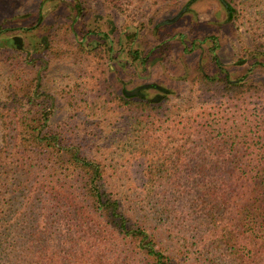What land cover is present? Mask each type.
<instances>
[{
	"label": "trees",
	"instance_id": "1",
	"mask_svg": "<svg viewBox=\"0 0 264 264\" xmlns=\"http://www.w3.org/2000/svg\"><path fill=\"white\" fill-rule=\"evenodd\" d=\"M191 86L155 104L101 62L61 123L38 83L0 98V264H264V87L199 69Z\"/></svg>",
	"mask_w": 264,
	"mask_h": 264
},
{
	"label": "rangeland",
	"instance_id": "2",
	"mask_svg": "<svg viewBox=\"0 0 264 264\" xmlns=\"http://www.w3.org/2000/svg\"><path fill=\"white\" fill-rule=\"evenodd\" d=\"M78 3L77 17L73 0H0V98L13 91L23 96L38 83L39 93L55 99L53 121L61 123L72 112L69 97L77 96L63 92L71 91L101 62L108 84L118 94L124 88L130 92L137 85L156 83L168 90L164 99L175 101L191 92L198 69L218 78L225 75L220 67L231 80L264 87V2L241 1L242 6L236 9L245 12L230 22L218 0H196L189 10L186 0ZM69 25L73 30H68ZM56 29L63 32L60 39L55 36ZM98 32L105 37H98ZM134 33L136 36L129 37ZM14 36L23 39L24 51L12 47ZM79 42H84L83 48ZM134 50L148 56L147 62L132 61L129 51ZM84 91H89L87 82ZM121 161L114 156L110 163L119 168Z\"/></svg>",
	"mask_w": 264,
	"mask_h": 264
},
{
	"label": "flooded vegetation",
	"instance_id": "3",
	"mask_svg": "<svg viewBox=\"0 0 264 264\" xmlns=\"http://www.w3.org/2000/svg\"><path fill=\"white\" fill-rule=\"evenodd\" d=\"M191 5L192 4H189L188 2H186L187 10H189L188 7L191 6ZM42 9L43 8H41V6H40V18H42L41 17L42 12H43ZM78 14H77V17H78ZM75 21H76V19H75ZM19 30L29 31V30H31V28H22V27H20ZM96 35L98 37H101V38L105 37V34L103 32H98ZM119 40L121 42V38ZM42 41H45V37L42 38ZM11 42L13 44L12 47L15 48L17 51H20V52L24 51L23 39L21 37L14 36V37L11 38ZM131 45H133V44H131ZM109 49L113 50L114 48H112L110 46ZM129 52H130V57H131L132 61H135V59H134V56L136 55L135 52L134 51H129ZM27 54H29V52H27ZM137 54H138V57H139L137 60H139L143 64H144V62H147L148 56L147 57H143L141 51H138ZM212 58L214 59L213 56H212ZM220 69L223 70V72L225 73V75L228 78H230L229 73L225 72V69L223 67H220ZM143 85H145V84H143ZM143 85H137L135 88H133V91L136 90L137 92H136V94L132 95L131 97H136V98H139V99H145V100L150 101V102H159V101H162L164 99V97L168 94V90L167 89L161 87L160 85H158L156 83H147L146 85H148V88L140 89V87H142ZM151 85H156L158 87H161L163 90H159L156 87H151ZM126 92H127V90L124 88L122 90V93L126 95ZM130 92H132V91H130ZM151 92H153V93H151ZM150 93L152 94L151 96H150Z\"/></svg>",
	"mask_w": 264,
	"mask_h": 264
},
{
	"label": "water",
	"instance_id": "4",
	"mask_svg": "<svg viewBox=\"0 0 264 264\" xmlns=\"http://www.w3.org/2000/svg\"><path fill=\"white\" fill-rule=\"evenodd\" d=\"M177 19V17L174 19V20H176ZM19 40V39H18ZM16 43V42H15ZM147 87V86H146ZM145 86H143V87H140V89H144V88H146ZM136 90H134V91H132V92H126V95H128V96H131V95H134V94H136Z\"/></svg>",
	"mask_w": 264,
	"mask_h": 264
}]
</instances>
